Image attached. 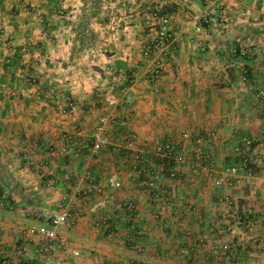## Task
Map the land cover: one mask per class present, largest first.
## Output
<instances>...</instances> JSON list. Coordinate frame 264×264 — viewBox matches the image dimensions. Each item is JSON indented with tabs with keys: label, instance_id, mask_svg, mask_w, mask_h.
<instances>
[{
	"label": "crops",
	"instance_id": "0c3cea01",
	"mask_svg": "<svg viewBox=\"0 0 264 264\" xmlns=\"http://www.w3.org/2000/svg\"><path fill=\"white\" fill-rule=\"evenodd\" d=\"M2 197L0 264H264V0H0Z\"/></svg>",
	"mask_w": 264,
	"mask_h": 264
},
{
	"label": "built area",
	"instance_id": "2783aa9c",
	"mask_svg": "<svg viewBox=\"0 0 264 264\" xmlns=\"http://www.w3.org/2000/svg\"><path fill=\"white\" fill-rule=\"evenodd\" d=\"M159 21H160V27L157 31V41L155 46L157 47H165L166 45L170 44L172 41V36L168 30L169 25V17L167 15H157ZM224 22H230L228 18L223 19ZM233 55L245 58L249 56L250 51L245 48H240L238 50H232ZM160 71L159 69H156L153 72L152 77L156 78L159 75ZM133 80V76L129 75L126 77L125 81L127 83H131ZM103 133L102 127H99L93 136V149H101L102 146L105 144L104 139L101 137ZM89 146V143L85 142V147ZM251 142L246 141L243 146V152L240 154V158L242 162L240 163L239 167H242L243 169H246V164H251V159L249 157V150H250ZM164 152L167 153V156L172 154L173 148L171 146H165ZM28 165H32L31 161L27 162ZM237 171L236 167H231L230 172L235 173ZM0 206H9V204L6 201L5 197L0 198ZM71 219V215L67 211H63L59 214H56L52 217H50L48 221V226L41 227V228H31L29 230V233L32 235H37L39 239L47 246L48 250H51L53 246H58L60 248L66 249L67 243L66 240L58 235L57 229L60 226L67 225L69 220ZM225 250L228 249V247H224ZM72 255L77 257V252H72Z\"/></svg>",
	"mask_w": 264,
	"mask_h": 264
},
{
	"label": "trees",
	"instance_id": "16d2710c",
	"mask_svg": "<svg viewBox=\"0 0 264 264\" xmlns=\"http://www.w3.org/2000/svg\"><path fill=\"white\" fill-rule=\"evenodd\" d=\"M239 161H241V162H242V160H241V159H240ZM245 166H246V170L254 171V167H253V165H252V164H246Z\"/></svg>",
	"mask_w": 264,
	"mask_h": 264
}]
</instances>
